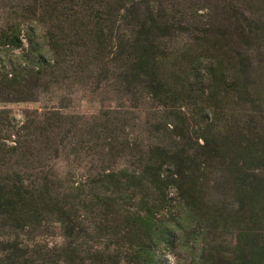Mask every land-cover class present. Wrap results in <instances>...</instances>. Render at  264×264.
Segmentation results:
<instances>
[{"label":"rangeland","instance_id":"374dc122","mask_svg":"<svg viewBox=\"0 0 264 264\" xmlns=\"http://www.w3.org/2000/svg\"><path fill=\"white\" fill-rule=\"evenodd\" d=\"M0 264H264V0H0Z\"/></svg>","mask_w":264,"mask_h":264}]
</instances>
